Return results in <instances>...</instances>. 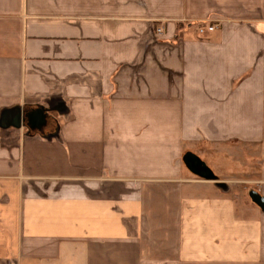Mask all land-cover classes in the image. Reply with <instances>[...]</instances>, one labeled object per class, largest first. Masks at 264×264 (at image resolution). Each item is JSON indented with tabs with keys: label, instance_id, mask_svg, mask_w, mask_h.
Returning a JSON list of instances; mask_svg holds the SVG:
<instances>
[{
	"label": "crops",
	"instance_id": "obj_1",
	"mask_svg": "<svg viewBox=\"0 0 264 264\" xmlns=\"http://www.w3.org/2000/svg\"><path fill=\"white\" fill-rule=\"evenodd\" d=\"M255 194L264 0H0V264H264Z\"/></svg>",
	"mask_w": 264,
	"mask_h": 264
},
{
	"label": "water",
	"instance_id": "obj_2",
	"mask_svg": "<svg viewBox=\"0 0 264 264\" xmlns=\"http://www.w3.org/2000/svg\"><path fill=\"white\" fill-rule=\"evenodd\" d=\"M186 167L198 177L204 180H215L216 177L212 170L195 154L187 153L184 157ZM252 200L262 209H264V198L255 194Z\"/></svg>",
	"mask_w": 264,
	"mask_h": 264
},
{
	"label": "rangeland",
	"instance_id": "obj_3",
	"mask_svg": "<svg viewBox=\"0 0 264 264\" xmlns=\"http://www.w3.org/2000/svg\"><path fill=\"white\" fill-rule=\"evenodd\" d=\"M249 151L248 150H244V152H243V157H246V158H248V156H249ZM257 159H256V155H254V165H257ZM204 163H205V161H203ZM206 164V163H205ZM232 172V174H236L237 176L240 174L239 173V171H238V169H237V171L236 170H234L233 168L232 169H230L228 172Z\"/></svg>",
	"mask_w": 264,
	"mask_h": 264
},
{
	"label": "built area",
	"instance_id": "obj_4",
	"mask_svg": "<svg viewBox=\"0 0 264 264\" xmlns=\"http://www.w3.org/2000/svg\"><path fill=\"white\" fill-rule=\"evenodd\" d=\"M207 30L208 31H214L215 30V26H208L207 27ZM204 32H205V29H203V28L200 29V33H204Z\"/></svg>",
	"mask_w": 264,
	"mask_h": 264
}]
</instances>
